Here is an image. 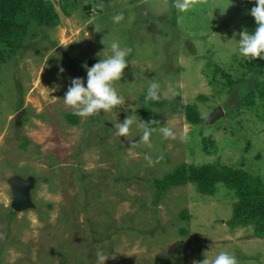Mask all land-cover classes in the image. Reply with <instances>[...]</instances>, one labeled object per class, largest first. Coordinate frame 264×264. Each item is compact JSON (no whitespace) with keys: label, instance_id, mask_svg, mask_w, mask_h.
<instances>
[{"label":"rangeland","instance_id":"1","mask_svg":"<svg viewBox=\"0 0 264 264\" xmlns=\"http://www.w3.org/2000/svg\"><path fill=\"white\" fill-rule=\"evenodd\" d=\"M44 1L57 24L30 22L20 49L0 63V264H102L98 252L104 264H211L221 251L264 264V238L227 225L232 191L219 185L208 197L189 184L156 199L155 186L181 164L243 165L264 181V98L245 72L251 61L232 52L240 22L256 27L255 0H191L183 14L175 0ZM112 42L131 49L114 82L124 102L76 115L63 97L74 79L86 84L88 62L107 58ZM153 81L160 98L146 101ZM192 105L202 125L177 112ZM129 116L134 124L117 136ZM144 122L154 129L147 142ZM12 177L35 181L34 208L15 215Z\"/></svg>","mask_w":264,"mask_h":264},{"label":"trees","instance_id":"2","mask_svg":"<svg viewBox=\"0 0 264 264\" xmlns=\"http://www.w3.org/2000/svg\"><path fill=\"white\" fill-rule=\"evenodd\" d=\"M57 20L58 15L53 6L45 3L44 0H0V63L5 59L6 53H15L20 49L27 36L30 22L51 27L57 24ZM247 27L249 26H246L244 22H240L241 31ZM246 31L250 32L251 29ZM245 72L257 79L254 82L255 92L259 99H263L264 62H248ZM223 76L226 77L227 84H236L230 76L224 73ZM244 103L248 107L254 105L253 100H247ZM176 109L181 114L184 110L183 114L191 125H202L205 121L195 105ZM65 118L70 123L77 121L74 114L66 115ZM204 145L207 149L208 145ZM206 154L211 155L209 151H206ZM242 167L243 165L234 168L219 163L202 166L181 164L174 173L155 182L158 192L156 199L172 187H183L189 184L193 185L199 194L212 197L217 192V186L223 185L236 196L232 217L227 223L228 227L232 229L252 227L257 238H264V181ZM11 214L16 213L11 211Z\"/></svg>","mask_w":264,"mask_h":264},{"label":"clouds","instance_id":"3","mask_svg":"<svg viewBox=\"0 0 264 264\" xmlns=\"http://www.w3.org/2000/svg\"><path fill=\"white\" fill-rule=\"evenodd\" d=\"M251 2V0H250ZM175 8L183 14L189 11L193 5L191 0H175ZM249 15L253 18L256 25L253 32L244 30L239 33V39L236 40L232 52L246 61L256 60L264 61V0H255V6L250 9ZM114 21L119 23L124 19L123 13H117L113 17ZM111 54L104 59H100L93 66L87 68L86 84L77 78L72 81V86L68 88L63 97L65 105L75 110L79 116H91L99 114L100 110L109 112L124 100L117 93L114 82L120 80L123 71L128 66L127 57L131 49L122 48L118 42H112L110 45ZM62 71V69H61ZM161 85L153 81L147 89L146 101H157ZM55 90V89H53ZM172 95H175L173 89H169ZM134 119L129 116L123 123L116 125V135L124 137L128 134L130 127L134 124ZM148 123L144 122L143 140L148 141L151 132ZM165 138H175L173 132L162 127L159 130ZM98 259L104 264L107 257L103 253H97ZM203 264H208L207 260ZM211 264H237L235 256L227 251L219 252L212 260Z\"/></svg>","mask_w":264,"mask_h":264},{"label":"water","instance_id":"4","mask_svg":"<svg viewBox=\"0 0 264 264\" xmlns=\"http://www.w3.org/2000/svg\"><path fill=\"white\" fill-rule=\"evenodd\" d=\"M96 62L89 61L88 65L92 66ZM222 115V110L219 107L216 111L209 117V121L216 120L219 116ZM21 115L16 116V121L19 120ZM9 185L12 191V201L11 209L15 213L26 211L28 209L34 208V204L31 198V192L35 186V181L33 178H28L22 180L19 177H12L9 180Z\"/></svg>","mask_w":264,"mask_h":264}]
</instances>
